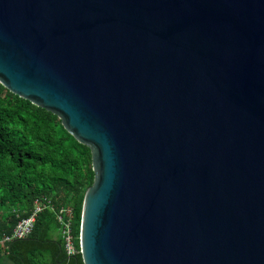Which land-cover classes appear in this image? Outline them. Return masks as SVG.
<instances>
[{
    "label": "water",
    "instance_id": "obj_1",
    "mask_svg": "<svg viewBox=\"0 0 264 264\" xmlns=\"http://www.w3.org/2000/svg\"><path fill=\"white\" fill-rule=\"evenodd\" d=\"M0 84L90 149L83 264H264V0H0Z\"/></svg>",
    "mask_w": 264,
    "mask_h": 264
},
{
    "label": "trees",
    "instance_id": "obj_2",
    "mask_svg": "<svg viewBox=\"0 0 264 264\" xmlns=\"http://www.w3.org/2000/svg\"><path fill=\"white\" fill-rule=\"evenodd\" d=\"M92 182L89 147L78 143L56 115L0 84V264H83L81 211ZM35 203L41 209L31 232L2 242ZM58 217L70 219L74 255L65 252Z\"/></svg>",
    "mask_w": 264,
    "mask_h": 264
},
{
    "label": "built area",
    "instance_id": "obj_3",
    "mask_svg": "<svg viewBox=\"0 0 264 264\" xmlns=\"http://www.w3.org/2000/svg\"><path fill=\"white\" fill-rule=\"evenodd\" d=\"M40 209H41V206L35 203L34 210L29 215V217L21 219L13 228L12 233L9 236L3 237L2 242L25 238L31 232L33 222H34V217L36 213L40 211ZM64 212L66 215L67 211H63V213ZM58 219L60 222H62V226H63L61 234L64 240L65 252L69 256L74 255L76 251L73 246L72 235L70 232V219H67L66 221L62 220L60 217H58Z\"/></svg>",
    "mask_w": 264,
    "mask_h": 264
}]
</instances>
